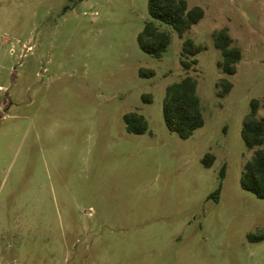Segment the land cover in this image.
Instances as JSON below:
<instances>
[{"label":"rangeland","instance_id":"1","mask_svg":"<svg viewBox=\"0 0 264 264\" xmlns=\"http://www.w3.org/2000/svg\"><path fill=\"white\" fill-rule=\"evenodd\" d=\"M186 1L203 19L183 38L155 21L171 37L155 58L137 44L147 0H0V264H264V240L247 239L264 234V199L240 186L252 99L264 119V0ZM223 28L242 52L234 75L217 67ZM185 38L206 47L188 71ZM187 75L204 125L183 140L162 103ZM129 112L145 134L126 131Z\"/></svg>","mask_w":264,"mask_h":264},{"label":"trees","instance_id":"2","mask_svg":"<svg viewBox=\"0 0 264 264\" xmlns=\"http://www.w3.org/2000/svg\"><path fill=\"white\" fill-rule=\"evenodd\" d=\"M80 2L82 0H70ZM67 8V7H66ZM147 9L151 17L144 24L143 29L137 35V44L146 54L161 58L167 50L171 37L161 31L155 21L166 23L173 27L180 38H183L193 26L204 17V10L199 6L189 7L186 0H147ZM214 46L220 53L217 67L220 73L234 75L237 65L242 59L240 48L233 44V40L227 28L215 33ZM206 49L197 44L191 38H185L181 49V65L185 71L198 64L196 56ZM141 77H153L152 70L141 69ZM198 81L195 77L187 75L182 80L169 85L165 90L162 103V115L166 128L177 134L181 139H188L195 130L204 125V117L200 107V99L197 95ZM233 84L226 78H221L216 83L217 96L223 98L229 94ZM145 103L152 102L150 94L142 95ZM260 102L257 99L250 101V110L243 120L241 137L248 150L253 154L244 164V171L240 178V186L243 190L252 193L258 199H264V119L258 117ZM126 131L135 135H142L148 131V122L145 117L136 112H129L123 116ZM215 158L206 154L202 159L205 168H210ZM224 178V167L220 171V179ZM221 191V183L218 188L209 195L208 199L217 201ZM250 242L264 240V234H248Z\"/></svg>","mask_w":264,"mask_h":264}]
</instances>
